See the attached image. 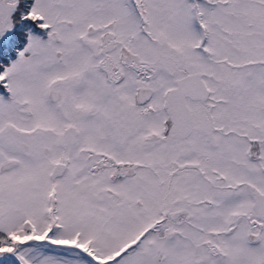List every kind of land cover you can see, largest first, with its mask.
I'll return each mask as SVG.
<instances>
[{
    "label": "snow or ice",
    "instance_id": "1",
    "mask_svg": "<svg viewBox=\"0 0 264 264\" xmlns=\"http://www.w3.org/2000/svg\"><path fill=\"white\" fill-rule=\"evenodd\" d=\"M0 264H264V0H0Z\"/></svg>",
    "mask_w": 264,
    "mask_h": 264
}]
</instances>
